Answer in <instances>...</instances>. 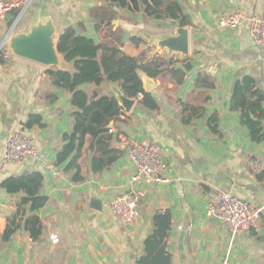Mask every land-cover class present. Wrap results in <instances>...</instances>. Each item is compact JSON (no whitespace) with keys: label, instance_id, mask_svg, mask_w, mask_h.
I'll return each instance as SVG.
<instances>
[{"label":"crops","instance_id":"0c3cea01","mask_svg":"<svg viewBox=\"0 0 264 264\" xmlns=\"http://www.w3.org/2000/svg\"><path fill=\"white\" fill-rule=\"evenodd\" d=\"M177 2L191 19V24L185 26L190 38L188 55L169 52L156 43L157 39L178 34L180 25L170 19H152L142 11L115 7L116 18L108 26L100 23L101 10H97L106 4L105 0H35L31 5L15 33L27 31L41 19L52 18L57 41L67 26H73L78 34L101 43L115 42L120 28L122 50L128 55L146 53L153 57L159 53L174 58L175 63L159 77H151L160 104L156 110L142 107L135 99L132 110L127 111L120 99L126 94L118 82L80 86L90 97L97 94L118 98L122 113L111 123L112 145L121 154L110 168L94 172L91 159L99 153L91 147L88 136L79 159L84 180L75 182L73 173L56 165L57 152L67 142L65 134L74 125L73 96L57 86L48 72H74V63L59 51V64L52 66L16 55L8 60L3 56L0 184L12 175L40 171L44 174L41 195L48 200L35 211L44 224L40 239H32L24 228H19L6 240L7 220L16 211L20 195L0 187V264H137L145 254V240L153 230L154 216L166 210L172 215L166 241L172 264H264V213L258 229L236 235L223 221L206 213L209 201L219 192L264 205V140L254 141L242 123L241 112L230 107L234 85L243 76L253 77L264 92V49L252 37L249 22L237 29L219 25V19L230 13L263 15L264 0ZM16 12L13 9L0 20V43L8 35ZM125 31L130 37L124 42ZM135 36L144 41L135 43ZM8 50L11 52L10 47ZM143 73L140 72L142 79ZM183 102L201 108L202 114L185 123L183 116L190 112H183ZM135 107L143 112H135ZM32 114L41 115L45 125L25 128ZM214 115L218 133L211 129L210 118ZM17 131L34 139L39 155L26 162L5 163L6 141ZM133 141L156 142L162 147L168 181L147 187L135 223L126 225L111 212L109 204L130 189L135 171L129 156ZM253 159L260 162L261 173L252 169ZM45 161L52 170L45 169ZM53 234L59 236V243L52 242Z\"/></svg>","mask_w":264,"mask_h":264},{"label":"trees","instance_id":"16d2710c","mask_svg":"<svg viewBox=\"0 0 264 264\" xmlns=\"http://www.w3.org/2000/svg\"><path fill=\"white\" fill-rule=\"evenodd\" d=\"M101 10L100 23L112 25L116 18L115 7L130 11H142L147 17L158 20L170 19L180 26L191 24L190 17L184 12L177 0H105ZM17 13V12H16ZM93 13V11H92ZM97 16V14H96ZM99 25V24H98ZM123 31L119 28L115 33V42L96 43L91 37L80 35L73 26H67L58 40V50L67 61L74 63L75 71L48 70L53 76L54 83L72 93L74 125L71 132L65 134L67 141L57 152L56 165L64 166L65 170L73 173V181L84 180L82 176L81 150L88 136L91 147L99 154L91 159V169L100 172L110 168L118 159L121 151L113 147L114 135L109 132V125L116 121L122 113V106L114 95L98 96L89 94L80 88L84 83L100 85L104 81L118 82L123 92L132 99H138L142 107L156 110L160 107L158 98L151 91L144 89L140 72L157 78L175 63L174 58H166L156 53L148 57L146 53L131 56L122 50ZM135 43L144 40L133 37ZM4 53H0V61ZM230 107L240 111L242 123L249 129L254 141L264 140V92L257 87L256 80L251 76L238 79L231 93ZM183 121L189 123L201 108L189 103H182ZM202 114V113H201ZM211 129L218 133L217 116L210 118ZM35 125L43 126L39 114H32L24 123L25 128ZM44 184V174L40 171L24 172L7 177L0 184L8 193L20 195L16 211L8 218L4 238L10 239L19 228H24L32 239L38 240L43 234L42 218L35 213L36 209L47 202V196L41 195ZM152 232L145 240V254L138 258L137 264H172V254L167 248V238L172 227L170 211H161L154 216Z\"/></svg>","mask_w":264,"mask_h":264},{"label":"built area","instance_id":"2783aa9c","mask_svg":"<svg viewBox=\"0 0 264 264\" xmlns=\"http://www.w3.org/2000/svg\"><path fill=\"white\" fill-rule=\"evenodd\" d=\"M34 1L13 0L12 2H6L5 0H0V20L4 19L11 10H17L8 35H12L16 27L22 22ZM246 22L250 23V33L256 44L264 49V14L249 17L240 11L224 15L219 19V25L228 29H237ZM6 43L7 40L2 45L0 53L3 52L4 58L8 60L14 54L8 49H4ZM113 131V125L110 124L109 132L112 133ZM38 155L39 151L34 139L26 133L17 131L8 137L4 152L5 163L26 162ZM129 156L135 166V171L131 177L130 189L124 196L113 199L109 204V209L118 215L126 225H133L138 217L139 205L147 195V187L168 181L165 174L168 169V163L165 160L162 147L156 142H131ZM250 164L255 172L261 173L262 168L258 160L253 159ZM43 165L47 170H52L53 168L46 161L43 162ZM206 213L210 218L223 221L232 233L236 235L248 229L259 228V221L264 213V205L258 206L236 195L219 192L216 197L209 201ZM51 240L57 244L60 238L57 234H53ZM224 263L227 264V262Z\"/></svg>","mask_w":264,"mask_h":264},{"label":"water","instance_id":"95a60500","mask_svg":"<svg viewBox=\"0 0 264 264\" xmlns=\"http://www.w3.org/2000/svg\"><path fill=\"white\" fill-rule=\"evenodd\" d=\"M129 37L130 33L125 31L124 42ZM6 40L11 52L16 56L36 61L45 66L59 64L57 28L52 18L39 20L25 32L6 36V39L0 43V49ZM156 43L160 48L168 50L169 52L174 51L182 55H188L190 51L189 30L180 26L177 35L157 39ZM143 76L144 89L146 91H152L153 95L157 97V94L153 91L156 86L155 82L147 73L144 72ZM120 99L124 108L127 111H131L135 105V99L127 95L122 96ZM134 111L143 112L139 107H135ZM96 208L100 209V205L97 204ZM181 264H185V261H182Z\"/></svg>","mask_w":264,"mask_h":264},{"label":"rangeland","instance_id":"374dc122","mask_svg":"<svg viewBox=\"0 0 264 264\" xmlns=\"http://www.w3.org/2000/svg\"><path fill=\"white\" fill-rule=\"evenodd\" d=\"M7 2V1H6ZM20 27V25H18L17 27H16V29L13 31V33H15L16 32V30H17V28H19ZM12 33V34H13ZM8 47H9V44H8V42L6 43V45L4 46V49H8Z\"/></svg>","mask_w":264,"mask_h":264}]
</instances>
